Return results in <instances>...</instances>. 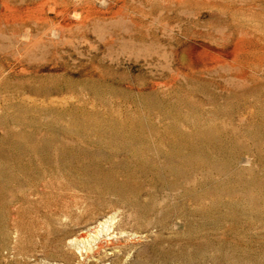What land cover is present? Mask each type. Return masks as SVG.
Segmentation results:
<instances>
[{
    "label": "rangeland",
    "instance_id": "1",
    "mask_svg": "<svg viewBox=\"0 0 264 264\" xmlns=\"http://www.w3.org/2000/svg\"><path fill=\"white\" fill-rule=\"evenodd\" d=\"M193 197L264 214V0H0V264H264Z\"/></svg>",
    "mask_w": 264,
    "mask_h": 264
},
{
    "label": "bare ground",
    "instance_id": "2",
    "mask_svg": "<svg viewBox=\"0 0 264 264\" xmlns=\"http://www.w3.org/2000/svg\"><path fill=\"white\" fill-rule=\"evenodd\" d=\"M137 154L138 153H135L133 155L135 161L136 159L138 160ZM166 158H168L169 161L175 159V157H173L172 154L171 155L167 154ZM134 173L135 171H125V173L123 174L124 176H128V175L132 176L134 175ZM90 176L97 178L95 175L92 174ZM102 176L103 178H107V179H103L102 177H98L103 180L101 182L104 185V188L106 187L107 189H112L120 196H124L126 194H132V195L134 194L135 196H137L138 194L137 190L132 188L131 186H128L125 181H123L121 184L108 185V179L113 178L112 173H105V174L102 173ZM190 200L195 205V208H193V210L191 209L192 215L201 216L204 220V223L206 224L209 223L213 225H222V223H225L226 225L225 227H227L228 230L231 231L239 227L244 228V226H250L251 223L248 222L245 218L248 217V215L259 216L260 221H261V217L264 218L263 213L251 212V209L254 208L245 207L244 210H240L237 206L239 205V203L237 204L235 200H230L229 202H227V201H221L220 199L212 198L209 202H205L199 197H193ZM245 202L246 204H250L251 206H253V201L246 200ZM180 208H184V207H180ZM206 224H204V226Z\"/></svg>",
    "mask_w": 264,
    "mask_h": 264
}]
</instances>
